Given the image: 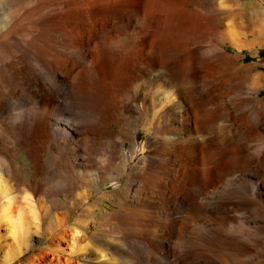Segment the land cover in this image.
I'll list each match as a JSON object with an SVG mask.
<instances>
[{
    "label": "bare ground",
    "instance_id": "obj_1",
    "mask_svg": "<svg viewBox=\"0 0 264 264\" xmlns=\"http://www.w3.org/2000/svg\"><path fill=\"white\" fill-rule=\"evenodd\" d=\"M261 35L264 0H0V264H264V79L228 49Z\"/></svg>",
    "mask_w": 264,
    "mask_h": 264
},
{
    "label": "rangeland",
    "instance_id": "obj_2",
    "mask_svg": "<svg viewBox=\"0 0 264 264\" xmlns=\"http://www.w3.org/2000/svg\"><path fill=\"white\" fill-rule=\"evenodd\" d=\"M253 39V37L252 36H250L249 37V39ZM262 38V39H261ZM257 39H261V40H257ZM256 42H254V44H250V45H248V46H246V47H244L242 50H243V52H242V50L241 51H236L235 49H233L232 47H229L228 49H229V51L230 52H232L233 54H241V55H243L242 56V59H241V64H242V67H244L243 68V73H248V76H249V79H251L250 81L253 83V84H257V83H260V81H262V79L259 81V80H257V78H256V76H263V79H264V36L262 37V35L261 36H258L257 38H256ZM263 40V41H262ZM258 43V44H257ZM260 43V44H259ZM262 43V44H261ZM256 44V45H255ZM250 47H251V49H250ZM248 48V49H247ZM256 49V50H255ZM256 52V53H255ZM245 64L246 65H248V66H245ZM251 64V66H249ZM248 67V68H247ZM249 67H250V70H248L249 69ZM246 71V72H245ZM254 77V78H253ZM196 80H198V76L195 78ZM200 80V79H199ZM256 80V81H255ZM144 82H146V80H144ZM263 82V81H262ZM260 93V94H259ZM256 96H258V97H263L264 96V88H261V90L256 94ZM215 100H217L218 101V99H215ZM139 132L140 133H142L144 136V138L147 136V134L145 133L146 131L143 129V125L141 124V126L139 127ZM141 129H143V130H141ZM128 132V131H127ZM130 133V132H129ZM141 141H142V139H139V141H137V143H138V145H140V143H141ZM144 154H146V152L145 153H142V154H139V155H137L136 157H140V156H142V155H144ZM20 162V164L22 165V167L24 166V170H22V174L23 175H25V176H23V178L25 179V180H28L27 178H29V177H32V171L33 170H31L32 169V167H33V164L31 163L32 161L31 160H29L28 158H27V154L25 153V152H22V153H20V156H19V158H17V162ZM133 164V163H132ZM31 168V169H30ZM26 173V174H25ZM23 179V180H24ZM56 180V178H53V181H55ZM104 186H106V184H103ZM114 186H115V184H110V185H108L107 187H105V188H103L102 189V191H101V193L99 192V193H97L96 195L94 194L93 196H92V198H91V202H94V201H96L97 199H98V197H100V195L102 196L103 195V193L104 194H108V192L110 191V190H112L113 188H114ZM30 194V193H29ZM22 193H19L18 194V196H17V198H18V200L20 201V203L22 204H24L25 205V202H23V200H22ZM29 196H31V194L29 195ZM61 196V198L62 199H65V196L63 195V194H61L60 195ZM19 197H20V199H19ZM36 198H38V196L36 197V196H31L30 197V200H32V202H33V205H34V207L39 211L40 210V206H39V204H37V201H36ZM96 199V200H95ZM37 205V206H36ZM62 207L63 208H61L62 210H66V208L65 207H67L66 206V204L64 205H62ZM79 213V211L78 210H74V211H72L71 212V214H69V221L68 222H70V223H66L65 224V226H63V228H65V229H67L66 227H70L71 226V221H73V220H75L76 218L75 217H77V214ZM181 221H180V219H179V221L176 223V225L178 226V225H180L179 223H180ZM176 225H174V228H172L171 230H169V233H167V235H166V241H165V243L166 244H168V249L169 250H171V249H175V247H178V245H180L177 249L179 250L180 248H181V246H185V245H181V243H183V244H186V240H187V238H185L184 237V235H183V231L181 230V228H179V227H177ZM62 229V228H61ZM180 229V230H179ZM177 230V231H176ZM182 231V232H181ZM185 231H187L186 229H185ZM173 232V233H172ZM175 232V233H174ZM98 233V232H97ZM177 233H178V235H177ZM187 233H188V231L187 232H185V234H186V236H187ZM172 236H171V235ZM94 235V234H93ZM181 235H183V236H181ZM95 236H97V234L96 235H94L93 237H95ZM169 236V237H168ZM178 236V237H177ZM42 236H40V240L39 241H37V242H34V243H32L31 244V246H30V248L19 258V261H16V262H14V263H12V264H25V263H27L33 256H35V255H37L39 252H40V250H41V248H44V247H46V245H48L44 240H43V238H41ZM171 237H172V239H171ZM179 237H181V238H179ZM183 237L185 238L184 240H182L183 239ZM169 239H170V241H169ZM173 239H175V240H173ZM13 238L12 237H7L4 241L8 244V243H12L13 242ZM180 242H179V241ZM182 240V241H181ZM175 241H177V242H175ZM168 242V243H167ZM172 243H174V245L172 244ZM176 243H178V245H176ZM180 243V244H179ZM14 244V243H13ZM13 244H12V246L11 247H13ZM77 244L80 246V244H81V246H82V244H83V242H81V241H77ZM173 246H172V245ZM64 245V244H63ZM84 245V244H83ZM177 249H175L176 251H177ZM169 261L171 260V257H169V259H168ZM28 264H31V263H28Z\"/></svg>",
    "mask_w": 264,
    "mask_h": 264
}]
</instances>
